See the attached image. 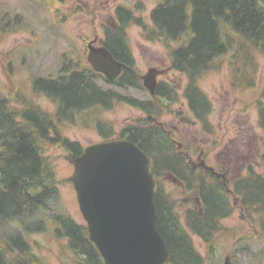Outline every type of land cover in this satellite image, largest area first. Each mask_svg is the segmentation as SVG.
I'll use <instances>...</instances> for the list:
<instances>
[{
	"label": "trees",
	"instance_id": "1",
	"mask_svg": "<svg viewBox=\"0 0 264 264\" xmlns=\"http://www.w3.org/2000/svg\"><path fill=\"white\" fill-rule=\"evenodd\" d=\"M114 19L112 26L104 27L99 44L125 65L117 79L109 81L87 63L73 64L68 59L55 78L38 77L32 82L33 92L55 105L53 115L31 103L15 110L0 98V264H43L28 237L47 232L57 240H65L73 264H105L89 240L86 226L75 222L59 206L55 170L43 150L47 144L63 150L68 158L79 156L82 146L63 137L59 125L83 122L92 112L108 111L124 103L157 116L163 100L176 103L175 89L164 82L156 85L154 97L148 100L119 93L141 88L126 35L129 26L141 27L149 41H161L171 68L187 79L184 99L205 130L211 127L208 117L212 106L197 81L217 68L216 61L222 56L239 59L244 66L246 47L264 55V0H156L149 13L150 29L124 6L115 8ZM92 119L103 140L114 137L116 133L109 123ZM258 125L264 133V90L258 105ZM116 136L133 142L151 159L156 229L168 249V264H211L196 250L190 234L198 237L212 255L215 237L222 230L221 221L233 211L231 196L246 219L255 216L264 235V172L247 166L244 176L229 182L208 170L193 169L172 136L147 119L125 126ZM261 162L264 168V154ZM164 177L175 179L188 192L182 215L164 190ZM240 252L250 264L263 261V251L243 244Z\"/></svg>",
	"mask_w": 264,
	"mask_h": 264
},
{
	"label": "rangeland",
	"instance_id": "2",
	"mask_svg": "<svg viewBox=\"0 0 264 264\" xmlns=\"http://www.w3.org/2000/svg\"><path fill=\"white\" fill-rule=\"evenodd\" d=\"M155 3L156 0H0V98H5L15 110L31 103L53 115L55 105L33 92V80L55 78L68 59L73 64L87 63L86 45L94 38L98 41L104 37V27L115 23L117 6L132 10L150 29L149 13ZM126 35L141 88L120 90L119 93L148 100L149 86L164 82L175 89L176 103L168 104L161 99L163 109L157 116L119 103L111 110L87 114L83 122L59 125L61 135L86 147L102 141L92 118L109 123L116 133L114 138H117V133L125 126L142 119L151 123L152 119L148 118L154 117L170 132L191 168L206 171L205 167L211 168L229 182L244 176L247 166L263 173L264 133L258 125V105L264 90V55L246 47L244 66L239 59L222 56L216 61L217 68L197 81L212 106L208 117L211 127L205 130L192 117L184 99L187 79L171 68L168 51L161 41L147 40L143 29L134 25L126 29ZM144 83L148 86L144 87ZM153 102L158 105L157 100ZM43 151L55 170L59 206L75 222L85 225L70 180L73 167L68 155L47 144ZM161 183L182 215L183 200L188 198V192L181 184L166 177ZM231 203L233 211L221 221L222 230L215 237L213 254L198 237L190 234L194 247L211 264H223L225 257H229L230 264H250L240 252L241 245L245 244L253 250L263 251L261 264H264V235L255 216L246 219L233 196ZM180 220L185 225L182 217ZM28 240L43 264H73L65 240L55 239L50 232L32 234Z\"/></svg>",
	"mask_w": 264,
	"mask_h": 264
},
{
	"label": "water",
	"instance_id": "3",
	"mask_svg": "<svg viewBox=\"0 0 264 264\" xmlns=\"http://www.w3.org/2000/svg\"><path fill=\"white\" fill-rule=\"evenodd\" d=\"M95 43L96 38L87 44V63L94 72L115 80L124 64L115 60L106 47ZM155 86H149L151 95ZM69 162L88 238L104 263L168 264V249L156 229L149 156L133 142L113 138L86 146ZM223 264H230L229 257Z\"/></svg>",
	"mask_w": 264,
	"mask_h": 264
},
{
	"label": "flooded vegetation",
	"instance_id": "4",
	"mask_svg": "<svg viewBox=\"0 0 264 264\" xmlns=\"http://www.w3.org/2000/svg\"><path fill=\"white\" fill-rule=\"evenodd\" d=\"M191 114V112H190ZM192 115V114H191ZM210 173H212L213 175L222 178V180H224L225 178H223V174L220 173H215L212 169H210ZM175 182V181H174ZM179 183V182H178ZM180 184V183H179Z\"/></svg>",
	"mask_w": 264,
	"mask_h": 264
}]
</instances>
